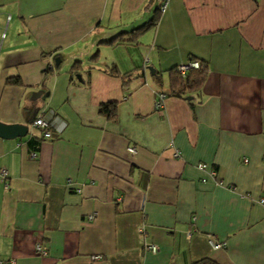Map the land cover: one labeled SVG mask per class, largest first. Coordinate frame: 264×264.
Returning <instances> with one entry per match:
<instances>
[{
	"label": "crops",
	"instance_id": "crops-1",
	"mask_svg": "<svg viewBox=\"0 0 264 264\" xmlns=\"http://www.w3.org/2000/svg\"><path fill=\"white\" fill-rule=\"evenodd\" d=\"M160 4L0 0V122L28 127L0 139L1 264H264V0ZM190 59L203 85L173 92Z\"/></svg>",
	"mask_w": 264,
	"mask_h": 264
},
{
	"label": "trees",
	"instance_id": "trees-1",
	"mask_svg": "<svg viewBox=\"0 0 264 264\" xmlns=\"http://www.w3.org/2000/svg\"><path fill=\"white\" fill-rule=\"evenodd\" d=\"M158 17V10L154 12V17L144 24L141 27H138L128 33H122L121 35H118L116 38L106 42V44H116L117 40H122L125 35H133V38L130 40H137L143 33H145L147 30H149L151 27H153L157 21ZM197 61L195 59H190L189 62ZM199 63L198 69H189L184 75H182L178 71V67H175L169 71L170 73V88L173 92L178 91L179 93H185V92H194L201 88L203 85L206 76H207V66L206 63L203 61H197ZM111 73L114 75L119 76V73L117 69H112ZM8 82L10 84H20V81L18 78L9 79ZM116 108L117 105L115 102H110L106 104H102L100 106V113L104 114L108 119H114L116 117ZM192 264H217L213 260L210 259H201L199 261H196Z\"/></svg>",
	"mask_w": 264,
	"mask_h": 264
},
{
	"label": "built area",
	"instance_id": "built-area-1",
	"mask_svg": "<svg viewBox=\"0 0 264 264\" xmlns=\"http://www.w3.org/2000/svg\"><path fill=\"white\" fill-rule=\"evenodd\" d=\"M160 1H161L160 10L163 11L166 8L169 0H160ZM0 19H1V13H0ZM2 37H4V35H2ZM198 68H199V63L197 61H193V62H188L187 64L179 66L178 71L182 75H184L189 69H198ZM165 98H166V95L164 93H158L157 98L154 102V107L156 110L163 108V102H164ZM54 123H59V121L56 117H52L50 119H45V115H40L39 117H37L33 121L32 125H33V127L42 129L43 137L46 139H49L51 137V133H50L49 128L53 127ZM63 126H64L63 123H61V126H58V127L55 126L56 131L60 132L62 130ZM128 152L134 154V153H136V149L134 147H130V148H128ZM174 156L178 157V153H174ZM198 167L202 170H206V165H199ZM5 174H6V172L4 170L1 171V173H0V175L3 178L5 177ZM209 174L211 176H214V173L212 171H210ZM204 181L205 180H203V182ZM260 202L263 203L264 200L261 199ZM89 219H92V216H90ZM142 231L143 230L140 229V232H142ZM209 243L214 250H219V249H222L225 247L224 243H220V242L215 241L213 239H210ZM145 247L148 251H150L152 253H156L158 250V248L153 244H146ZM35 251L40 256H46L48 254V248L42 244H37L35 247ZM98 258L99 257L97 256V257H94L93 259H98ZM0 264H1V262H0Z\"/></svg>",
	"mask_w": 264,
	"mask_h": 264
},
{
	"label": "water",
	"instance_id": "water-1",
	"mask_svg": "<svg viewBox=\"0 0 264 264\" xmlns=\"http://www.w3.org/2000/svg\"><path fill=\"white\" fill-rule=\"evenodd\" d=\"M28 134V127L23 125H6L0 122V139L11 140L23 138Z\"/></svg>",
	"mask_w": 264,
	"mask_h": 264
}]
</instances>
